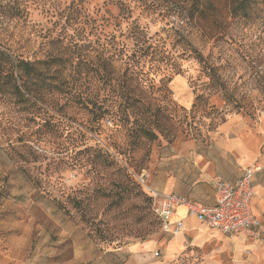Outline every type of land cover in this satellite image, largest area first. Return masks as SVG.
<instances>
[{
    "label": "rangeland",
    "instance_id": "1",
    "mask_svg": "<svg viewBox=\"0 0 264 264\" xmlns=\"http://www.w3.org/2000/svg\"><path fill=\"white\" fill-rule=\"evenodd\" d=\"M122 1L181 71L169 72L167 91L161 74L146 76L153 89L141 94L157 109L108 116L47 108L51 116L37 117L0 91V264H264V234L241 243L206 227L168 253L173 238L157 226L147 195L211 184L252 164L264 195V5L241 17L230 13V0H213V10L191 20L182 11L189 0ZM77 2L85 33L72 27L62 35L90 46L94 62L92 26L113 32L106 20L118 14L114 0H0V42L17 41L11 48L27 57L38 53ZM187 42L205 65L181 55ZM94 69L76 83L83 96L111 97ZM2 75L0 67V83ZM144 129L155 140L139 137ZM146 243L148 251L129 250Z\"/></svg>",
    "mask_w": 264,
    "mask_h": 264
},
{
    "label": "trees",
    "instance_id": "2",
    "mask_svg": "<svg viewBox=\"0 0 264 264\" xmlns=\"http://www.w3.org/2000/svg\"><path fill=\"white\" fill-rule=\"evenodd\" d=\"M114 1L118 14L112 20H106L113 26V32L103 36L100 25L92 26L96 36V49L92 51L94 62L89 58L90 46L79 45L77 42L81 40L76 39L78 36L75 34L68 37L62 35L63 31L72 27L73 33H85V23L82 22L84 16L78 7L79 2L68 9L59 32L54 34L53 30L48 31L41 38V50L38 53L27 57L16 48H11L14 46L13 42L17 45V41L0 42V67L3 70L0 91L7 102L15 100L14 105L18 104L26 112L33 107L37 117L51 116L47 108L60 114L83 110L85 114L104 113V116L111 112L157 109L156 106L153 109L142 97L143 89H153L152 82L145 79L146 76L155 71L161 74L162 86L167 91L171 80L169 72L177 74L181 70L157 33L151 36L147 28L131 19V13L122 0ZM259 3L264 5V0H230L228 7L233 16L244 17L253 5ZM213 7V0H189L182 11L185 18L197 20L213 10ZM147 9L149 8L144 5L143 10ZM16 11L20 13V10ZM2 14L5 16L6 12ZM20 14L19 17L25 18L26 13L21 11ZM16 16L18 15H12ZM12 17L9 15V19ZM90 44L92 45L91 42ZM45 46L49 49L43 53ZM187 46L188 50L181 55L188 54L198 64L205 65L202 54L189 46L188 42ZM93 67L94 72L100 75L103 93L108 91L112 94L111 97L105 95L101 99L89 100L80 91L76 83ZM139 137L152 141L155 140L156 133L144 129L139 132ZM149 198L151 199L150 195ZM152 214L159 226L153 211Z\"/></svg>",
    "mask_w": 264,
    "mask_h": 264
},
{
    "label": "built area",
    "instance_id": "3",
    "mask_svg": "<svg viewBox=\"0 0 264 264\" xmlns=\"http://www.w3.org/2000/svg\"><path fill=\"white\" fill-rule=\"evenodd\" d=\"M260 172L259 167L251 166L243 170L234 183L215 179L212 182L215 193L213 206L195 203L175 194L166 195L149 190L151 209L161 232L173 237L183 231L182 220L173 218L174 209L182 208L187 216L195 217L201 225L226 237H240L245 241L259 239L264 234V224L254 216L251 201L255 196L253 178ZM138 181L140 184L145 183L143 174ZM154 257H158L157 252Z\"/></svg>",
    "mask_w": 264,
    "mask_h": 264
},
{
    "label": "crops",
    "instance_id": "4",
    "mask_svg": "<svg viewBox=\"0 0 264 264\" xmlns=\"http://www.w3.org/2000/svg\"><path fill=\"white\" fill-rule=\"evenodd\" d=\"M251 166H255V164H252V165H249V166L243 168L237 176L233 177V175H235L234 174L235 171H233L231 177L221 176V178H219V179L226 181V182H229V183H234V181H236L239 178V175L241 174V172L243 170L251 167ZM260 175H261V172L254 175V178H253V190L255 192V196L253 197V199L251 201V208L253 209L254 216L261 223H263V218L259 214L258 208L256 207V205L258 204L259 201H261L260 205H262V204L264 205V200H263L264 195L262 193L258 192V186L256 184L257 179H258V177H260ZM185 188L186 189H181L178 192L177 191L174 192V191L162 190V189H160V190L157 189L155 192L158 191V192H160L162 194H166V195L175 194V195H178V196L185 198L187 200L189 199L192 202L200 203L202 205L203 204L207 205V206H213L214 205L215 193L213 190L212 183L211 184L203 183V184H199V185L196 184L194 186H191V187L187 186ZM174 210H175V212H174L173 218L182 220L183 225H184V229L180 234H178L176 236L172 237V236L166 235L170 238H173L172 242H170L168 247H167L168 253L171 252L172 250H174V248L180 243V241H179L180 238H183L185 235H187L189 233L200 231L202 229V227H206L205 225H201L195 217L189 216V215L187 216L186 211L183 210L182 208L181 209L175 208ZM207 229H209V228H207ZM209 230H211V229H209ZM211 231H214V230H211ZM214 232H217V231H214ZM219 234H221V233H219ZM235 239L241 243L245 242V240L240 238V237H235ZM149 249H151V246L146 243V244H143V246H133L129 250H130V252H132V253L136 252V254H137L139 252L148 251ZM154 253H153V257H154ZM138 258L139 259L141 258V260H143L142 257H138Z\"/></svg>",
    "mask_w": 264,
    "mask_h": 264
},
{
    "label": "bare ground",
    "instance_id": "5",
    "mask_svg": "<svg viewBox=\"0 0 264 264\" xmlns=\"http://www.w3.org/2000/svg\"><path fill=\"white\" fill-rule=\"evenodd\" d=\"M181 209V208H180Z\"/></svg>",
    "mask_w": 264,
    "mask_h": 264
}]
</instances>
